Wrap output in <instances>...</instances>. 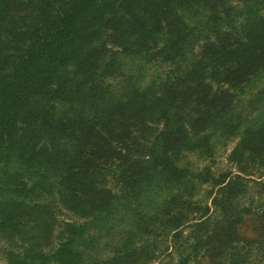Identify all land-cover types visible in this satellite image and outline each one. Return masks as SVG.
Instances as JSON below:
<instances>
[{
	"label": "trees",
	"instance_id": "1",
	"mask_svg": "<svg viewBox=\"0 0 264 264\" xmlns=\"http://www.w3.org/2000/svg\"><path fill=\"white\" fill-rule=\"evenodd\" d=\"M261 4L0 0L7 264H264Z\"/></svg>",
	"mask_w": 264,
	"mask_h": 264
},
{
	"label": "rangeland",
	"instance_id": "2",
	"mask_svg": "<svg viewBox=\"0 0 264 264\" xmlns=\"http://www.w3.org/2000/svg\"><path fill=\"white\" fill-rule=\"evenodd\" d=\"M247 1H249V0H247ZM255 2H256V1H255ZM257 3H258V2H257ZM259 3H260V2H259ZM27 4H28V3H27ZM250 4H251V3H250ZM250 4H249V3H246L245 6L242 5V6H240V8H238V10H235V11H233V12H234L235 14H241V13H242V14H246V11H247V9H248V8H246V7H248ZM27 6H28V5H26V1H25L24 3H23V1L20 2L19 5H16V6L10 11L9 19H8V20H10L11 23H15V22L17 23L18 20H19V18H21V17H23L24 15L28 14L30 7H29V6L27 7ZM250 6H251V5H250ZM244 8H246V9H244ZM257 9L259 10L260 15H261V14L264 15V5H263V4L259 5V7L257 6ZM234 13L231 14V17L233 18V20L236 19V18L234 17V15H233ZM229 20H230V19H229ZM236 20L239 21V17H238ZM246 20H247V19H246L245 16H241L240 21L243 22V21H246ZM14 42H15V41L10 42V44H8L9 48H11V49H8V50H11V51L6 52V51H4V50H0V51H1V53H0V57H5L4 55L10 54V53H14L16 50H18V49L20 48V47H18V46H22L23 43H24V41H23L22 39L18 40L17 43H14ZM13 43H14V44H13ZM9 52H10V53H9ZM4 60H5V62H4V64H2V66H4V67L6 68L7 65H8L9 63H8V59H6V57H5ZM117 82H118V81H117ZM252 88H254V87H252ZM255 88H256V87H255ZM233 146H234V144L232 143V144L230 145V147H229V150H228V152H227V155H228V153L231 151V149H232ZM227 155H223V158L220 159V162H221V164H220V168H223V169H224V168H230V167H228V161L226 160ZM232 171H233V172H236L235 169H233ZM116 186H117V185H115V190H116V188H118V187H116ZM57 219H58L59 225H58V227L55 229V236H57L59 232L63 231L62 228H64V225H65V224H70V223H72V224H79L80 222H82L79 218L75 217L72 213H69V212H67V211H64V209H60L59 213L57 214ZM254 227H255V225H254L253 223L248 222L247 224H245V225L242 227V232H243V234L246 235V236L253 235V234L256 232V231L254 230ZM62 236H63V234H61V236L59 237V239L56 240V244L59 243V241L61 240ZM55 238H57V237H55ZM0 264H7L5 258H4L3 255H2L1 250H0ZM203 264H211V263H209V262H207V261H204Z\"/></svg>",
	"mask_w": 264,
	"mask_h": 264
}]
</instances>
